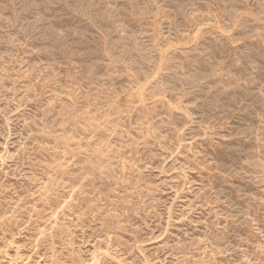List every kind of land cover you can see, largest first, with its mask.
<instances>
[{"label":"rangeland","instance_id":"374dc122","mask_svg":"<svg viewBox=\"0 0 264 264\" xmlns=\"http://www.w3.org/2000/svg\"><path fill=\"white\" fill-rule=\"evenodd\" d=\"M0 264H264V0H0Z\"/></svg>","mask_w":264,"mask_h":264}]
</instances>
